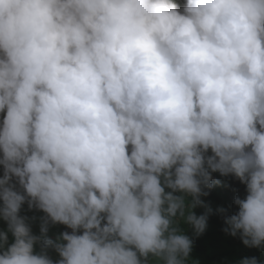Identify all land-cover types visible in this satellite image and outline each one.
Returning <instances> with one entry per match:
<instances>
[{
    "label": "clouds",
    "instance_id": "obj_1",
    "mask_svg": "<svg viewBox=\"0 0 264 264\" xmlns=\"http://www.w3.org/2000/svg\"><path fill=\"white\" fill-rule=\"evenodd\" d=\"M0 114V264H198L215 172L264 250V0H0Z\"/></svg>",
    "mask_w": 264,
    "mask_h": 264
},
{
    "label": "trees",
    "instance_id": "obj_2",
    "mask_svg": "<svg viewBox=\"0 0 264 264\" xmlns=\"http://www.w3.org/2000/svg\"><path fill=\"white\" fill-rule=\"evenodd\" d=\"M2 119V114H0ZM2 166H0V175H2ZM213 180H221V185L214 186L211 190L205 189L209 192L207 196H201L205 203L209 204L212 208V212L209 214L207 221V228L203 234L195 236L189 231L187 224L183 226L180 222L181 229L184 230V234L188 235L193 240V247L190 253V260H195L198 264H236V261L244 256H255L258 261L264 262V250L245 246L239 236H232L224 231L226 227L224 222L225 216L232 215L238 210V206L235 205L234 199L237 195L243 198L246 195L245 185L242 184L239 179L229 176H221L218 172L212 173ZM223 207L226 212L221 214L217 211V208ZM198 215L203 214L205 209L200 207L194 210ZM22 215L28 217L35 216V221H30L31 226L40 228L39 217L45 215L41 210L31 209L29 210L27 204H25L21 210ZM7 227L6 222L0 218V231L5 230ZM33 229V228H32ZM35 230H33L34 232ZM62 231H71L67 226L62 224L49 225V237L55 238V236ZM37 235H40L34 232ZM11 242V233H9ZM223 244L221 248L216 249L215 244ZM214 245V246H213ZM52 258L58 259V254L53 250L49 253ZM151 264V258H150Z\"/></svg>",
    "mask_w": 264,
    "mask_h": 264
},
{
    "label": "rangeland",
    "instance_id": "obj_3",
    "mask_svg": "<svg viewBox=\"0 0 264 264\" xmlns=\"http://www.w3.org/2000/svg\"><path fill=\"white\" fill-rule=\"evenodd\" d=\"M201 199L203 200V198L201 197ZM200 207H202V206H197L194 210H197L198 208H200ZM188 229H189V231L191 232V233H193V229H192V226L191 225H188ZM32 230H35L34 232H36V233H38V234H40V228H38V227H36V226H32ZM223 244H221V243H219V244H215V248L216 249H219V248H221V246H222Z\"/></svg>",
    "mask_w": 264,
    "mask_h": 264
}]
</instances>
